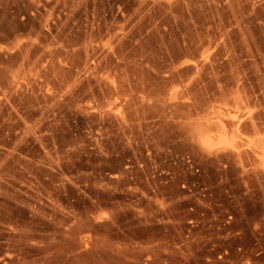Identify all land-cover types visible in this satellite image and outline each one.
<instances>
[{"label":"rangeland","instance_id":"1","mask_svg":"<svg viewBox=\"0 0 264 264\" xmlns=\"http://www.w3.org/2000/svg\"><path fill=\"white\" fill-rule=\"evenodd\" d=\"M262 156L264 0H0V264H264Z\"/></svg>","mask_w":264,"mask_h":264},{"label":"bare ground","instance_id":"2","mask_svg":"<svg viewBox=\"0 0 264 264\" xmlns=\"http://www.w3.org/2000/svg\"><path fill=\"white\" fill-rule=\"evenodd\" d=\"M196 64L193 61L185 60L180 65ZM217 116L224 117L220 110H215ZM232 117L233 121L237 118L233 114H228ZM227 115V116H228ZM239 120H237L238 122ZM197 138L200 145L206 150H212L213 148H228L233 147L235 142L239 140L238 123L234 125V130L231 132L226 131L227 128L220 117H211L210 115L203 118L202 122H196L194 125ZM214 131V135L210 134ZM261 162L264 164V156L261 157Z\"/></svg>","mask_w":264,"mask_h":264},{"label":"built area","instance_id":"3","mask_svg":"<svg viewBox=\"0 0 264 264\" xmlns=\"http://www.w3.org/2000/svg\"><path fill=\"white\" fill-rule=\"evenodd\" d=\"M194 173L198 175L199 170L195 169ZM181 189L183 191L187 192L186 196L188 198H190L191 200L197 201V203H198V209H196L195 207H189L188 210H189L191 215H196V216H199L202 218V217L207 216L209 212L211 213L212 209H211L210 204L205 202V200L210 198V195L208 194L207 187L205 186V184L201 180H195V181H193V183L191 185H187V184L183 183L181 185ZM195 189L197 190V193L193 192V190H195ZM231 222H232V216L229 214H225V219L222 222V227L223 228L230 227ZM186 225L188 226V230H187V233L185 235V239H189V237H190L189 233L193 230H196L199 223L193 219H190V220L186 221ZM210 244H211V247H216L215 244L209 243V245Z\"/></svg>","mask_w":264,"mask_h":264}]
</instances>
